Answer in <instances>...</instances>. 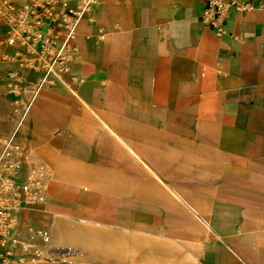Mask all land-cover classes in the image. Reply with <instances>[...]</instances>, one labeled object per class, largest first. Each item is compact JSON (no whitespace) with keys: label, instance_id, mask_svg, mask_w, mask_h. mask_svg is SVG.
I'll return each mask as SVG.
<instances>
[{"label":"crops","instance_id":"1","mask_svg":"<svg viewBox=\"0 0 264 264\" xmlns=\"http://www.w3.org/2000/svg\"><path fill=\"white\" fill-rule=\"evenodd\" d=\"M241 1L254 9L232 11L219 36L198 19L203 0H100L79 21L68 86L43 85L23 117L20 176L47 172L55 215L92 223L76 249L103 252L54 264H129L124 242L104 252L109 229L199 250L196 264H264V160H252L264 153V0ZM6 32L0 21V42ZM13 47L0 50V114L6 75L34 59Z\"/></svg>","mask_w":264,"mask_h":264},{"label":"rangeland","instance_id":"2","mask_svg":"<svg viewBox=\"0 0 264 264\" xmlns=\"http://www.w3.org/2000/svg\"><path fill=\"white\" fill-rule=\"evenodd\" d=\"M8 1L22 3L24 0ZM99 3L100 2L97 3V6L99 5ZM19 68L21 70H24V65ZM25 70L24 73H18L17 75L14 74L12 81L7 79V75L5 78L6 84L4 86L3 94L5 99L7 100L8 107L7 110L5 109V111L1 112L0 114V161L2 162L3 160H7V168L11 165L10 162L13 163L12 160H14V156L11 153L7 154V148L5 143L2 141V138H5L6 141L8 140V142H18L21 140V132L19 131V129L26 112L22 111L21 103L22 101H24L28 105L30 104V100L33 98L35 92L39 88L35 85L39 82V80L43 78L42 73H37L32 70ZM67 72H65L61 76L65 78L66 82H69L66 75ZM7 84H9V86H7ZM16 84H18L19 87L14 89ZM46 84L47 83H45L44 85ZM6 88L8 89V91H6ZM0 108H2V106H0ZM20 111L21 113L18 116V112ZM5 127H7V129H5ZM19 160L22 164L21 158L18 159V161ZM252 160L254 162L264 160V153H256L254 151ZM22 167L23 166H21L20 168H16V172L18 173L14 174L13 177L10 176L13 183L21 185L29 183L30 185H33V182H37L40 185H34L33 187L31 186L30 189L35 190L40 195H42V197L44 196V194H46V198L44 200H37L30 196L29 199L26 200V198L22 196L23 193L21 191V195L17 197V210L15 208L11 210L12 215L13 212H16L17 215L19 214L16 224H13L14 226L11 231V237L13 236L14 230H18L21 227V217H23V222L32 227V234L28 238L40 244L37 252L26 253L16 249L10 250L9 244L8 249L7 242L5 247L3 248V251H0V262L1 260L5 259L4 264L73 263L81 262L80 258L84 257L86 255V252L90 254V257L96 255L100 256L103 252L101 249H93L89 251L84 249H76V247H80V245H85V238L81 239L78 237L80 235L76 234L75 231H78L80 229L76 228L78 226L91 225L92 223H85L70 217L56 216L53 210V197L51 196L53 187L52 185H47L46 180H44L45 177H48L47 172L36 171V173H29L28 179L22 180V175L20 176L23 170ZM31 167L33 166L31 165ZM12 169L13 168H11V170ZM3 172L4 168L0 167V174H2ZM262 176H264V174H262L261 171H254V177L260 178ZM6 195L8 197L12 196L8 193H6ZM108 231L110 236L109 251L104 250V252H108L109 257H117L119 247L118 243L124 242L126 250L121 252L125 253L127 258L126 260L127 262L129 261V264H132L133 258L138 257L139 253L140 257H142L143 259V262L144 258H146L147 261L155 262L157 259V264H196V258L198 257L200 252L199 250H180L173 247L172 245L166 244L163 240L139 238L137 235L119 231L117 229H109ZM119 234L124 236L122 238H119ZM94 237V241L96 243V234L94 235ZM142 241H146L147 243H149V241L152 242V247H154V249H149L146 245L141 247L140 243ZM99 247H101V245ZM135 247L142 248V250L135 249ZM8 252L9 254H7ZM33 258L36 259L34 260ZM114 263H116V261Z\"/></svg>","mask_w":264,"mask_h":264},{"label":"built area","instance_id":"3","mask_svg":"<svg viewBox=\"0 0 264 264\" xmlns=\"http://www.w3.org/2000/svg\"><path fill=\"white\" fill-rule=\"evenodd\" d=\"M71 1L29 0L21 6L4 3L0 7V21L7 27L0 50L2 46H21L23 55L27 58L34 56L30 62H24H28L31 70L42 73L43 78L36 87L60 80L61 75L68 71L76 27L100 0H74V4ZM253 9L251 3L241 0H203L198 19L219 36L225 32V24L232 11ZM4 59L5 56L0 57V60ZM13 77L14 74L10 75ZM15 169H12L14 174ZM12 200L6 193H0V251L8 242L13 227ZM4 262L5 259L0 264Z\"/></svg>","mask_w":264,"mask_h":264},{"label":"bare ground","instance_id":"4","mask_svg":"<svg viewBox=\"0 0 264 264\" xmlns=\"http://www.w3.org/2000/svg\"><path fill=\"white\" fill-rule=\"evenodd\" d=\"M3 1H6V0H0V2H3ZM100 52H102V51H100ZM60 81L62 83H64L65 85H67L66 84L67 82H66V80H65V78L63 76L60 77ZM41 88H42V86H40L37 89V91L35 92V94H34L33 97H36L38 99L41 98V97H43V93L39 92V89H41ZM21 105H22V111H27L28 110V104L26 102L22 101ZM20 113H21V111L18 112V116L20 115ZM25 128H26V125L22 121L21 124H20L19 131L22 132ZM2 141L6 145L7 154H10L11 153L14 156V160H12L13 163H11L9 161L10 164H11L9 166L10 168L9 167L7 168V165H8L7 164L8 163L7 160H5V161L3 160L2 162L0 161V167L1 168H4V172L2 174H0V193H8V194H11L12 195L10 197V198L13 199L12 200V204H13L12 205V209H14V208L16 209V207L18 206V200H17L18 198L17 197L19 195H21V191L23 193L22 196L24 198H26V200H28L30 196L32 198L37 199V200H43L42 195H40L35 190L30 189L31 186L32 187L34 186V184L33 185H30L29 183H27V184H22L21 185V184L13 183V181H12V179L10 177L12 174H14V172L11 170V168H13V169L14 168H20L22 166L21 161L20 160L18 161V159H20V158L22 160V141L20 140L18 142L17 141L8 142V140L6 141L5 138H2ZM26 159H27L28 162H30V161H34L35 160V157L32 156V155H30V154H27L26 155ZM15 171H17V170L15 169ZM16 173H18V172H16ZM18 215H17L16 212H13V215H12V224H16V222L18 220ZM23 219L24 218L21 217V227L18 230H14V232H13V236L11 237V240H10V243H9L10 250L16 249V250H20L21 252H26V253L37 252L40 243H38L36 241H32V240H30L28 238L32 234V227L29 226V225H27L26 223H24L23 222Z\"/></svg>","mask_w":264,"mask_h":264}]
</instances>
